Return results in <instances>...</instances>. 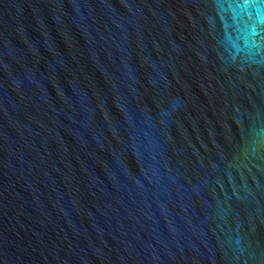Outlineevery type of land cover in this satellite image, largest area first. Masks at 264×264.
Returning a JSON list of instances; mask_svg holds the SVG:
<instances>
[{"label":"water","instance_id":"1","mask_svg":"<svg viewBox=\"0 0 264 264\" xmlns=\"http://www.w3.org/2000/svg\"><path fill=\"white\" fill-rule=\"evenodd\" d=\"M0 264H264V0H0Z\"/></svg>","mask_w":264,"mask_h":264}]
</instances>
